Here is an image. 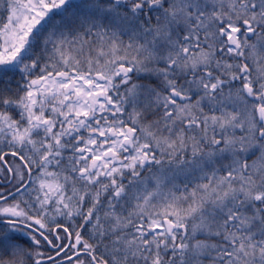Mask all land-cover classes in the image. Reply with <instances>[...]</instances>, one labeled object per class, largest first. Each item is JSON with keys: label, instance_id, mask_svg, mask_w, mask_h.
Segmentation results:
<instances>
[{"label": "snow or ice", "instance_id": "1", "mask_svg": "<svg viewBox=\"0 0 264 264\" xmlns=\"http://www.w3.org/2000/svg\"><path fill=\"white\" fill-rule=\"evenodd\" d=\"M0 264H264V0H0Z\"/></svg>", "mask_w": 264, "mask_h": 264}]
</instances>
